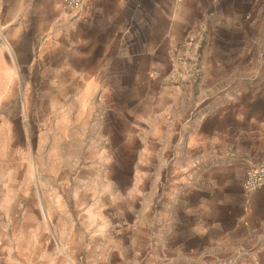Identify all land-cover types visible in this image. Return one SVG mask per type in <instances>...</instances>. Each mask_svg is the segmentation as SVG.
<instances>
[{"label":"crops","instance_id":"obj_1","mask_svg":"<svg viewBox=\"0 0 264 264\" xmlns=\"http://www.w3.org/2000/svg\"><path fill=\"white\" fill-rule=\"evenodd\" d=\"M83 2L0 0V264H264V0Z\"/></svg>","mask_w":264,"mask_h":264},{"label":"rangeland","instance_id":"obj_2","mask_svg":"<svg viewBox=\"0 0 264 264\" xmlns=\"http://www.w3.org/2000/svg\"><path fill=\"white\" fill-rule=\"evenodd\" d=\"M64 8V7H63ZM64 10L67 11V9L64 8ZM253 17L255 16L257 19L260 18L261 19V25H264L263 21H264V13L263 14H256V15H252ZM201 46V47H200ZM199 46V43L195 44V46H193V48L195 49H201L202 47L205 46V43L203 42L201 45ZM260 49L259 51H261V56L259 59H257V64L260 66V73H254L251 75V78L253 79L254 82H262L264 83V42L262 41L260 44ZM257 48H259V43H257ZM259 60V61H258ZM81 146L78 145V141H77V145H75L74 147V152L71 153L70 155H67L70 158H74L75 159V169L74 171H72L73 173V177L75 176L79 181H87V184L85 186H83L78 180L75 182L74 187H75V192L76 194L81 193L83 188L90 190V192L94 191V186H95V181H97L98 177H103V178H110L113 175V169H108V166L104 169H97V170H91V169H84L82 164L83 162L87 159V155L81 152ZM111 155H106L105 159H110ZM104 159V157H103ZM110 163V162H109ZM110 165V164H109ZM127 172L125 171L124 176H127ZM52 173L53 171L51 169H49L48 173L45 174L44 176V180L45 181H51V177H52ZM66 175H61V179L65 178ZM89 178H91L93 181H91ZM62 181V180H61ZM89 181V182H88ZM88 183L90 184L88 187ZM97 187V186H96ZM45 188H48L47 186H45Z\"/></svg>","mask_w":264,"mask_h":264},{"label":"built area","instance_id":"obj_3","mask_svg":"<svg viewBox=\"0 0 264 264\" xmlns=\"http://www.w3.org/2000/svg\"><path fill=\"white\" fill-rule=\"evenodd\" d=\"M83 4V0H62L63 7L71 11H80L83 8ZM245 188L250 193L264 188V163L257 164L249 169Z\"/></svg>","mask_w":264,"mask_h":264}]
</instances>
